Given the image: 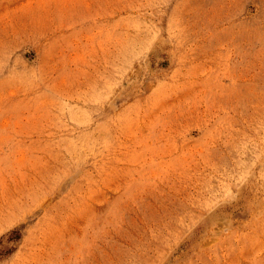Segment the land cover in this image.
<instances>
[{"label":"rangeland","instance_id":"rangeland-1","mask_svg":"<svg viewBox=\"0 0 264 264\" xmlns=\"http://www.w3.org/2000/svg\"><path fill=\"white\" fill-rule=\"evenodd\" d=\"M0 264H264V0H0Z\"/></svg>","mask_w":264,"mask_h":264}]
</instances>
